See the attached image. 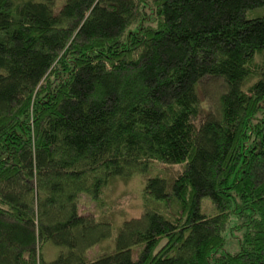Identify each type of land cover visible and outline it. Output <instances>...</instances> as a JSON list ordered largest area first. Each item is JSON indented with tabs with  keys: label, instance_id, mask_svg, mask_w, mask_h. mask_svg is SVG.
<instances>
[{
	"label": "trees",
	"instance_id": "trees-1",
	"mask_svg": "<svg viewBox=\"0 0 264 264\" xmlns=\"http://www.w3.org/2000/svg\"><path fill=\"white\" fill-rule=\"evenodd\" d=\"M147 2L0 0V264H264V0ZM135 175L139 217L80 212Z\"/></svg>",
	"mask_w": 264,
	"mask_h": 264
},
{
	"label": "rangeland",
	"instance_id": "rangeland-1",
	"mask_svg": "<svg viewBox=\"0 0 264 264\" xmlns=\"http://www.w3.org/2000/svg\"><path fill=\"white\" fill-rule=\"evenodd\" d=\"M152 4V0H149ZM147 2L145 11L150 13L149 17H140L138 24L152 25L153 10L152 6ZM137 24V25H138ZM135 26H132L131 30H134ZM58 80L57 77H52L48 81V86L55 83ZM47 86V87H48ZM203 103L206 101L203 99ZM206 106V104H205ZM183 169L182 165L164 166L155 164L151 166L150 176H161L168 185L171 184L174 177L179 174ZM149 177V176H147ZM146 176L135 175L128 180H116L110 184L105 190L99 202H92L85 196L80 198V212L82 214L92 215L97 220L111 221L114 227H118L123 221L137 218L142 213V190L145 185ZM210 206L207 200L202 202L201 211L204 214H210ZM242 219H236L234 216L229 218L227 225L222 233L224 239V249L228 252H235L237 250V244L243 235ZM110 241L101 242L94 247L89 255L91 258H95L102 253L106 252L110 248ZM45 259L49 260L55 256V250L52 247L46 246L43 250Z\"/></svg>",
	"mask_w": 264,
	"mask_h": 264
}]
</instances>
